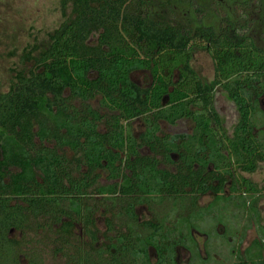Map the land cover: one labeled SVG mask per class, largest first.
I'll return each mask as SVG.
<instances>
[{
    "label": "trees",
    "instance_id": "1",
    "mask_svg": "<svg viewBox=\"0 0 264 264\" xmlns=\"http://www.w3.org/2000/svg\"><path fill=\"white\" fill-rule=\"evenodd\" d=\"M61 4L66 16L49 44L40 51L26 47L22 60L32 67L18 70L0 93V264H23L22 257L44 264L24 238L11 236L14 230L27 236L49 228L68 245L79 224L89 242L80 264H178L177 247L199 260L196 223L188 216L173 223L171 214L180 204L203 218L220 201L240 219L245 213L243 236L252 227L262 234L233 264H264V187L236 176L264 162V46L249 35L248 5L235 20L222 15L216 29L157 20L148 0ZM199 44L212 53L210 82L198 77L192 57H182L185 70L175 72L178 56H191ZM137 70L149 71V86L133 80ZM218 87L238 112L232 135L215 106ZM139 117L147 128L137 136L130 127ZM183 119L193 132L163 133V121L175 126ZM103 173L110 183L101 184ZM227 185L233 194H225ZM209 192L214 202L199 207ZM165 202L174 206L163 215L158 210L155 219L141 221L135 211ZM102 208L107 228L100 235Z\"/></svg>",
    "mask_w": 264,
    "mask_h": 264
},
{
    "label": "rangeland",
    "instance_id": "2",
    "mask_svg": "<svg viewBox=\"0 0 264 264\" xmlns=\"http://www.w3.org/2000/svg\"><path fill=\"white\" fill-rule=\"evenodd\" d=\"M148 1L153 4V16L157 20L174 25L190 23L193 27L202 24L213 26L216 29L221 26L222 15L235 20L239 7L247 4V15L254 21L249 35L254 39L256 45L264 46V0H191L207 10L205 15H202L203 17L196 14L194 6L189 2L190 0ZM161 2L165 4L161 5ZM63 12L61 0H0V93L9 90L13 77L18 70L32 67V62L23 63L22 55L25 48L37 45L40 47L38 49L40 51L46 47L50 41L49 34L65 19L66 15ZM70 12L71 5L67 9V15ZM190 54L191 56H188L187 52L182 56H178L181 57V60L175 68L176 74H180L185 70L186 59L182 57H192L190 63L196 70L198 77L204 81H212L215 78V68L211 51L204 44H199L190 50ZM132 78L140 86L147 87L150 84V74L147 70L135 71ZM92 102L95 106L99 105V99ZM215 106L221 115L223 126L227 129L228 134L232 135L234 126L238 121V112L234 103L221 87L216 90ZM261 106L264 109V97ZM161 124L163 133L172 135L191 133L194 127L190 120L185 119L179 121L175 126L164 121ZM130 128V131L138 136L147 128L145 119L142 117L136 118L131 122ZM66 152L69 156H72L70 150L66 149ZM143 153H149V150L145 148ZM162 166L167 165L163 163ZM170 167L173 169V166ZM236 176L251 178L260 187H264V162L260 163L257 171L253 173L240 171L236 173ZM100 181L104 185L111 182L107 180L105 173H103ZM225 190L226 195L233 194L229 186ZM214 200V193H207L199 198L198 206L208 207ZM225 203L226 201L218 202L213 207V211L209 210L203 218L198 219V210L193 211L180 204L177 205L170 218L174 223L177 221L176 218L181 219L188 216L190 221L196 223L198 229L193 227L191 231L198 242L200 254V256H196L200 257L198 260V258L193 257L192 253L179 247L177 252L178 264H233L239 259L240 255H245L246 249L257 236L262 235L261 232L258 233L257 227H252L243 236L244 227L247 224L245 213L241 220L238 210L232 206L225 209ZM163 205L155 204L153 206L155 208H150L146 204L148 208L145 206L139 207L137 212L141 221L155 219L158 210L160 215H163L168 213L174 206H171L169 202H165ZM260 209L264 215V199L260 202ZM103 211L102 208L97 214L100 235H103L107 228L106 216H104ZM173 223H170L169 227H173ZM11 236L16 239L24 238L27 244L26 248L39 252L42 255L44 264H80L83 261L81 254L89 248L88 239L80 224L75 226L73 234L68 237V245L62 243L58 234L49 228L31 229L27 236L26 233L14 230ZM104 240L102 237L98 244L103 243ZM59 248H63V251L57 253L56 251ZM150 254L153 259L156 257L153 248L150 249ZM205 260L207 263H205ZM22 263L29 264L25 257H22Z\"/></svg>",
    "mask_w": 264,
    "mask_h": 264
},
{
    "label": "flooded vegetation",
    "instance_id": "3",
    "mask_svg": "<svg viewBox=\"0 0 264 264\" xmlns=\"http://www.w3.org/2000/svg\"><path fill=\"white\" fill-rule=\"evenodd\" d=\"M144 150H145L144 148L141 149L142 152H144ZM225 189H226V188H225ZM209 193H212V192H209ZM141 206H145V207H147L148 205H147V206H146V204H139V205H137L136 208H135V211H136L137 214H138V212H137V211H138V208L141 207ZM147 208H148V207H147ZM138 215H139V214H138ZM139 218H140V217H139ZM140 220H141V219H140ZM178 248H179V247H177V252H178ZM182 249H183V248H182ZM177 261H178V260H177Z\"/></svg>",
    "mask_w": 264,
    "mask_h": 264
},
{
    "label": "crops",
    "instance_id": "4",
    "mask_svg": "<svg viewBox=\"0 0 264 264\" xmlns=\"http://www.w3.org/2000/svg\"><path fill=\"white\" fill-rule=\"evenodd\" d=\"M262 199H264V197H263ZM262 199H261V200H262ZM261 200H260V202H261ZM258 233H259V232H258ZM260 237H261V235H260V236H257V238H260Z\"/></svg>",
    "mask_w": 264,
    "mask_h": 264
}]
</instances>
